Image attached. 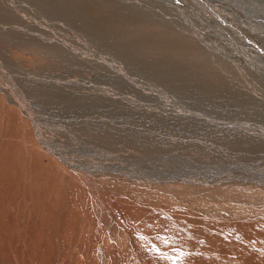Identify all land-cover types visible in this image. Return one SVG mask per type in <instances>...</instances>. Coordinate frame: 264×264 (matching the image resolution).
<instances>
[{"label":"rangeland","instance_id":"374dc122","mask_svg":"<svg viewBox=\"0 0 264 264\" xmlns=\"http://www.w3.org/2000/svg\"><path fill=\"white\" fill-rule=\"evenodd\" d=\"M263 16L0 0V264H264Z\"/></svg>","mask_w":264,"mask_h":264},{"label":"bare ground","instance_id":"6f19581e","mask_svg":"<svg viewBox=\"0 0 264 264\" xmlns=\"http://www.w3.org/2000/svg\"><path fill=\"white\" fill-rule=\"evenodd\" d=\"M248 5H249V3H248ZM252 15V14H251ZM254 16V15H253ZM264 17V16H263ZM54 88V87H53ZM23 106H24V110H25V112H27L28 114H30L31 113V111H30V109H28V106L27 105H25V103H23Z\"/></svg>","mask_w":264,"mask_h":264}]
</instances>
